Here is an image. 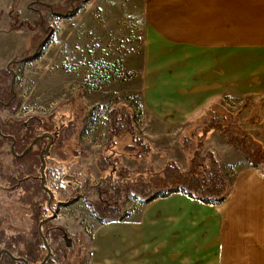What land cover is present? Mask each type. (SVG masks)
<instances>
[{"label": "crops", "instance_id": "obj_1", "mask_svg": "<svg viewBox=\"0 0 264 264\" xmlns=\"http://www.w3.org/2000/svg\"><path fill=\"white\" fill-rule=\"evenodd\" d=\"M143 15L144 114L134 113V125L160 171L165 161L182 164L184 125L212 102L241 97L253 111L264 97V0H144ZM210 138L230 179L224 201L182 191L129 197L121 218H92L88 264H264V169L221 135Z\"/></svg>", "mask_w": 264, "mask_h": 264}, {"label": "rangeland", "instance_id": "obj_2", "mask_svg": "<svg viewBox=\"0 0 264 264\" xmlns=\"http://www.w3.org/2000/svg\"><path fill=\"white\" fill-rule=\"evenodd\" d=\"M37 1L0 0V90L6 88L9 91L13 73V88L17 96L10 107L0 106V122H22L28 118L39 121L52 116L59 123L62 113L67 114V109L71 108L68 103L77 92H81L84 122L77 140L71 139L67 143L66 154L70 158L72 149L79 152L74 171L83 168L94 181L101 174L97 161L104 149L105 138H108L109 107L119 104L135 116L144 114L140 92L144 0H80L74 13L66 18L56 13L64 14L71 10L68 8L73 0H39L44 3L41 6L36 5ZM34 7L40 10L35 11ZM41 23L50 30V35L39 54L32 56L38 41L45 36ZM24 57L28 59L21 61ZM12 61L17 62L10 64ZM3 95L0 91V97ZM245 101L241 97L216 100L205 112H200L184 125L179 139L182 152L183 147L188 151L180 164L184 169L195 149V135L201 134L200 128L210 121L222 123L235 136L247 135L251 141L252 136L264 146V97L259 99V105L253 111H250L249 102L243 107ZM212 134L221 135L217 130L211 131L209 139L201 144V156L196 157L200 159L198 163L204 162L207 166L210 158L220 165L217 159L220 155L207 145L212 141ZM187 138H191V143L184 146ZM224 140L228 143L227 138ZM1 142L0 152L9 153V144ZM139 160V157H123L119 163L134 176L142 167ZM106 168L109 169L108 166ZM221 170L223 173L222 167ZM225 180L229 187L230 179ZM164 194L165 191L159 196ZM129 197L141 200L131 192L125 194L121 200L122 214L124 202ZM73 207H77L76 212L87 229L84 234L86 254L82 258L83 263L88 264L91 241L88 230L92 233L97 223L92 219V210L83 201ZM107 219L111 218L97 220ZM71 223L80 226L78 222Z\"/></svg>", "mask_w": 264, "mask_h": 264}, {"label": "flooded vegetation", "instance_id": "obj_3", "mask_svg": "<svg viewBox=\"0 0 264 264\" xmlns=\"http://www.w3.org/2000/svg\"><path fill=\"white\" fill-rule=\"evenodd\" d=\"M80 3L73 0L68 9L74 7L75 11ZM43 4L38 0L36 5ZM40 28L45 36L37 43L43 41L38 51L35 53L38 45L33 50L34 56L50 35L44 24ZM14 78L12 73L9 91L0 90L2 97L9 95L5 100L0 97V106L10 107L17 99ZM61 117L59 123L52 116L39 121L28 118L22 122H0V141L9 144V153L0 152V264H84L85 235L75 230V225L73 229L67 225L68 220L82 225L77 207L73 206L83 201L92 210L88 202L102 198V184L109 182L112 187L116 179L114 185L121 188L126 180L119 167L111 163L109 169L100 170L102 175L94 181L83 168L74 171L80 153L72 149V157L67 158L66 145L71 139L77 140L84 121L76 138H65L73 123L78 125L81 107L71 105ZM47 134L48 137L40 138ZM36 138L40 139L35 141Z\"/></svg>", "mask_w": 264, "mask_h": 264}, {"label": "trees", "instance_id": "obj_4", "mask_svg": "<svg viewBox=\"0 0 264 264\" xmlns=\"http://www.w3.org/2000/svg\"><path fill=\"white\" fill-rule=\"evenodd\" d=\"M80 93L77 92L68 104L80 106L81 113L84 115L81 114L78 125L73 123L72 130L68 132L65 139L70 135H74L76 138L79 125L85 117V108L80 105ZM247 102L243 107L248 105ZM134 118L132 111L123 105H111L107 111L108 138L97 162L100 163L99 168L101 170H105L106 166H110V163L111 166H118L126 180L121 184L123 185L121 188L114 185L116 179H113L112 187L109 182L102 184V189H104L102 198L88 202L95 218L98 220L105 217L111 219L121 218L123 215L121 212L123 201L121 200H123L125 194L130 192L146 202L155 199L164 191L166 194L182 191L194 199L208 203L224 201L230 187L227 186L221 166L213 158H210L211 162L208 166L204 162L198 163L197 161L200 159L196 158L198 155L201 156L199 152L201 144L207 139L208 134L214 130L227 138L228 143L239 151L253 167L264 169V148L262 146L252 142L247 135H233L231 131H228V128L223 126L222 123H218V121H216V124L210 121L200 128L201 134L195 135V149L189 157L186 169L176 161H167L160 171H155L153 162L150 159L153 146L138 134L134 125ZM189 139L191 138L185 140L184 146L191 143ZM183 152L188 153L184 150V147ZM123 157L130 159L139 157V161H142L140 171L131 176V171L119 163ZM208 157L210 156L208 155ZM203 158L205 159V157Z\"/></svg>", "mask_w": 264, "mask_h": 264}, {"label": "water", "instance_id": "obj_5", "mask_svg": "<svg viewBox=\"0 0 264 264\" xmlns=\"http://www.w3.org/2000/svg\"><path fill=\"white\" fill-rule=\"evenodd\" d=\"M72 4V3H71ZM73 11H74V7H73V9L72 10H70V11H67V12H65L64 14H60V13H56L57 15H62L63 17H68V16H70V14H72L73 13ZM43 43V41H41L40 43H39V45L37 46V48H36V51H35V53L38 51V49H39V47H40V45ZM35 53H34V55H35ZM34 55H32V56H34ZM26 59H28V57H24V58H22L21 59V61L22 60H26ZM17 61H12V62H10V64H12V63H16ZM44 137H48V134L47 135H44V136H42V137H40V138H44ZM49 137H51V135H49ZM40 138H36V140L35 141H37L38 139H40ZM34 141V142H35ZM34 142L25 150V152H27L31 147H32V145L34 144ZM50 145H51V143H50ZM24 152V153H25ZM44 169V165L42 166V168H41V174H42V176H44V173H43V170Z\"/></svg>", "mask_w": 264, "mask_h": 264}]
</instances>
